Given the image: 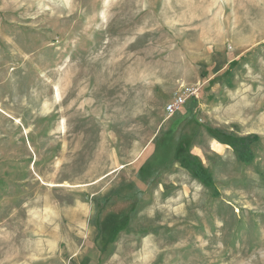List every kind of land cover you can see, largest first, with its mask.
<instances>
[{
  "label": "rangeland",
  "instance_id": "rangeland-1",
  "mask_svg": "<svg viewBox=\"0 0 264 264\" xmlns=\"http://www.w3.org/2000/svg\"><path fill=\"white\" fill-rule=\"evenodd\" d=\"M0 264H264V0H0Z\"/></svg>",
  "mask_w": 264,
  "mask_h": 264
},
{
  "label": "built area",
  "instance_id": "built-area-1",
  "mask_svg": "<svg viewBox=\"0 0 264 264\" xmlns=\"http://www.w3.org/2000/svg\"><path fill=\"white\" fill-rule=\"evenodd\" d=\"M198 98V88L194 85L181 87L171 100L165 105V113L167 116L177 114L182 110L188 100Z\"/></svg>",
  "mask_w": 264,
  "mask_h": 264
}]
</instances>
